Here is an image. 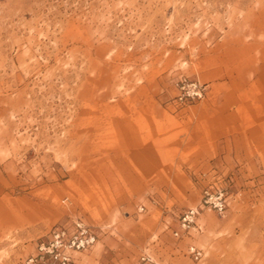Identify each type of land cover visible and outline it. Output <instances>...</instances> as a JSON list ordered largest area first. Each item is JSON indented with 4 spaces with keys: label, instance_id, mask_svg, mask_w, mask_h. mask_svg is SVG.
<instances>
[{
    "label": "rangeland",
    "instance_id": "374dc122",
    "mask_svg": "<svg viewBox=\"0 0 264 264\" xmlns=\"http://www.w3.org/2000/svg\"><path fill=\"white\" fill-rule=\"evenodd\" d=\"M207 185L225 212L175 236ZM70 219L74 264H264V0H0V264Z\"/></svg>",
    "mask_w": 264,
    "mask_h": 264
},
{
    "label": "built area",
    "instance_id": "2783aa9c",
    "mask_svg": "<svg viewBox=\"0 0 264 264\" xmlns=\"http://www.w3.org/2000/svg\"><path fill=\"white\" fill-rule=\"evenodd\" d=\"M178 102H190L201 98L205 93L203 84L196 80L182 78L176 82ZM228 206V192L224 187L207 185L201 190L199 203L185 208L178 218V229L173 233L191 234L201 228L197 222L201 209L214 210L223 214ZM97 240L94 229L76 219L71 224L57 223L38 238L33 252L19 260L18 264H73V252L91 248ZM189 254L196 260L203 256V251L193 245L188 247ZM133 264H159L148 252L141 253Z\"/></svg>",
    "mask_w": 264,
    "mask_h": 264
},
{
    "label": "crops",
    "instance_id": "0c3cea01",
    "mask_svg": "<svg viewBox=\"0 0 264 264\" xmlns=\"http://www.w3.org/2000/svg\"><path fill=\"white\" fill-rule=\"evenodd\" d=\"M200 139H201V142H199V145H200L199 148L194 149L196 146H198V142L194 138H190L186 135L182 137L181 144L179 146H180L181 152L189 156L188 161L186 163L187 165L198 164L197 162L194 161L196 156H200L202 157L203 160H207L208 156L214 154L212 147L208 143L209 139L206 137L200 138ZM73 221L74 219H70L64 223L71 224ZM177 229H174V231ZM75 253L76 252H73V262H76Z\"/></svg>",
    "mask_w": 264,
    "mask_h": 264
}]
</instances>
